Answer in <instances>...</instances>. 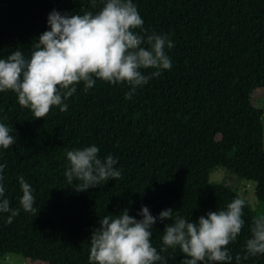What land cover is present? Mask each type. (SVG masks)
<instances>
[{"label":"trees","instance_id":"obj_1","mask_svg":"<svg viewBox=\"0 0 264 264\" xmlns=\"http://www.w3.org/2000/svg\"><path fill=\"white\" fill-rule=\"evenodd\" d=\"M143 19L141 35L163 34L171 67L125 98L129 86L96 78L83 82L43 117L0 91V123L15 142L0 148L5 195L20 208L18 177L33 188L31 210L10 223L0 213V264L10 254L25 264H89V236L98 218L124 208L137 216L171 207L191 220L225 207L235 191L209 181L216 167L256 183L264 209V0H133ZM100 0H0V58L15 50L31 55L46 17L56 9L82 14ZM139 32V29H134ZM145 73L154 69H143ZM90 144L112 154L121 175L87 190L68 184L66 151ZM255 218L247 204L244 225L229 248L242 252ZM153 225L151 243L161 247L164 223ZM166 264H182L179 249L160 252ZM159 264V262H156ZM235 264V260H233ZM241 264H264V254Z\"/></svg>","mask_w":264,"mask_h":264},{"label":"clouds","instance_id":"obj_2","mask_svg":"<svg viewBox=\"0 0 264 264\" xmlns=\"http://www.w3.org/2000/svg\"><path fill=\"white\" fill-rule=\"evenodd\" d=\"M100 4L98 10L82 14L49 11L47 28L38 35L30 56L15 50L0 58V91L11 90L33 117H43L53 105L66 110L68 105L62 101L76 91L77 83L83 82L87 91L96 78L109 84L123 82L129 86L125 98L130 99L138 87L171 67L165 48H172L173 41L155 32L140 34L145 32L143 19L133 0H100ZM143 69L154 71L145 73ZM14 142L9 127L0 123V148L7 149ZM98 153L94 144L66 151L64 176L68 184L83 191L121 175L112 154L100 157ZM4 167L0 163V173ZM18 184L20 208L31 210L33 188L23 176L18 177ZM245 204L244 198L236 196L224 208L207 211L195 220L174 214L171 207L154 216L141 205L139 218L124 208L98 218L89 236L87 259L89 264H166L160 252L178 248L182 264H233V260L241 264L250 256L264 254V215L253 218L248 226L250 235L242 252L233 257L226 247L244 225ZM20 208L10 206L0 175V213H8L6 222L10 223ZM159 221L167 222L158 251L151 237L153 225Z\"/></svg>","mask_w":264,"mask_h":264},{"label":"rangeland","instance_id":"obj_3","mask_svg":"<svg viewBox=\"0 0 264 264\" xmlns=\"http://www.w3.org/2000/svg\"><path fill=\"white\" fill-rule=\"evenodd\" d=\"M264 128V117L262 119ZM209 181L214 183H222L231 187L237 196L245 199L246 204L251 210L254 217L264 215V209L256 197V183L245 179H240L234 175L227 173L222 167L214 168L209 175ZM2 264H25L22 256L17 254H10L4 257L1 261Z\"/></svg>","mask_w":264,"mask_h":264}]
</instances>
